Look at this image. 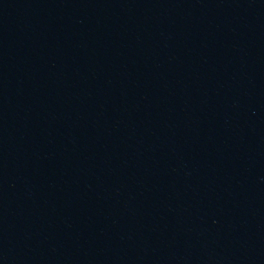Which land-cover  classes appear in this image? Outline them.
<instances>
[{
    "label": "water",
    "instance_id": "obj_1",
    "mask_svg": "<svg viewBox=\"0 0 264 264\" xmlns=\"http://www.w3.org/2000/svg\"><path fill=\"white\" fill-rule=\"evenodd\" d=\"M0 264H264V0H0Z\"/></svg>",
    "mask_w": 264,
    "mask_h": 264
}]
</instances>
